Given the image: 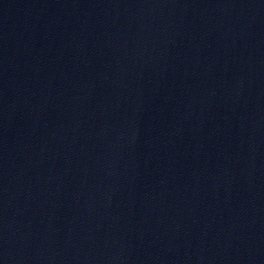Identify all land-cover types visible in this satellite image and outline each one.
Masks as SVG:
<instances>
[{
    "label": "water",
    "instance_id": "95a60500",
    "mask_svg": "<svg viewBox=\"0 0 264 264\" xmlns=\"http://www.w3.org/2000/svg\"><path fill=\"white\" fill-rule=\"evenodd\" d=\"M0 264H264V0H0Z\"/></svg>",
    "mask_w": 264,
    "mask_h": 264
}]
</instances>
